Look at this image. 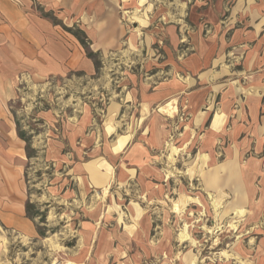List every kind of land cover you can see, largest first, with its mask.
Listing matches in <instances>:
<instances>
[{
    "label": "crops",
    "instance_id": "obj_1",
    "mask_svg": "<svg viewBox=\"0 0 264 264\" xmlns=\"http://www.w3.org/2000/svg\"><path fill=\"white\" fill-rule=\"evenodd\" d=\"M136 12L142 17L137 26L123 22ZM64 26L83 30L102 64L124 44L138 41L137 28L146 32L145 52L135 61L158 68L134 96H140L139 123L150 115L149 125L144 123L136 139L135 131L124 134L130 136L125 148L114 152L113 144L124 136L119 135L108 153L120 159L125 175L136 176L141 184L158 183L143 178L158 177L161 170L143 168L140 162L160 157L174 123L179 126L176 138L184 137L181 149L190 153L195 148L208 166L205 175L216 173L214 180L200 176L201 189L245 194L233 212L247 208L264 216V0H0L2 220L28 224L22 182L27 143L11 109L20 77L97 71L78 37ZM166 103L174 116H162L159 109ZM181 113L189 116L186 121L178 119ZM252 247L239 253L252 264H264V233Z\"/></svg>",
    "mask_w": 264,
    "mask_h": 264
},
{
    "label": "rangeland",
    "instance_id": "obj_2",
    "mask_svg": "<svg viewBox=\"0 0 264 264\" xmlns=\"http://www.w3.org/2000/svg\"><path fill=\"white\" fill-rule=\"evenodd\" d=\"M141 19L137 12L122 18L132 27ZM136 30L138 41L124 44L104 64L96 55L100 67L93 75L20 77L11 109L34 148L24 161L22 182L25 205L34 204L35 217L27 215L28 224L19 226L0 218V264H252L239 251L253 250L264 233L263 213L233 212L245 194L201 189L200 176L214 180L216 173L205 175L208 166L195 148L181 149L178 125L171 124L157 160L140 162L161 170L158 177L143 178H156L157 184L129 178L120 159L108 154L119 135L135 131L136 139L150 121L149 115L139 123L140 96L134 94L158 67L136 63L146 36L141 27ZM170 109L166 103L159 110L174 116ZM188 117L181 113L178 119ZM129 137L119 136L114 152H121ZM130 172L134 176L135 170Z\"/></svg>",
    "mask_w": 264,
    "mask_h": 264
},
{
    "label": "trees",
    "instance_id": "obj_3",
    "mask_svg": "<svg viewBox=\"0 0 264 264\" xmlns=\"http://www.w3.org/2000/svg\"><path fill=\"white\" fill-rule=\"evenodd\" d=\"M55 21L57 23H59L57 20H55ZM64 28L69 30V31H71V32H73L78 37V39L82 43L83 47L85 48V50L87 52V55L89 57H91L92 59H94L96 67L99 68L100 67V62L96 58L97 54L91 50V48H90V46L88 44L85 32L83 30H81V29H78V28L74 29V28H68L66 26H64ZM17 125H18V134H19V136L22 139H24L26 141V143H27V145H26L27 157L31 158L33 156L34 148H32V146H31L32 144H31V141H30V137H28L26 131L21 130L20 123H19L18 120H17ZM25 176L27 177V171L25 172ZM33 208H34V204L31 203L30 201H28L26 203V212H27V215L30 218H34L35 217L34 212H33ZM40 235L44 236L45 235L44 231H40Z\"/></svg>",
    "mask_w": 264,
    "mask_h": 264
},
{
    "label": "bare ground",
    "instance_id": "obj_4",
    "mask_svg": "<svg viewBox=\"0 0 264 264\" xmlns=\"http://www.w3.org/2000/svg\"><path fill=\"white\" fill-rule=\"evenodd\" d=\"M163 110H165V111H166V109H165V108H164ZM172 160H173V159H172ZM211 194H212V193H211ZM175 207H176V208H178V206H176V205H175ZM216 207H217V206H216ZM174 210H175V209H174ZM242 211H243V209H239V210H237L236 212H237V213H239V212H242ZM185 232H186V231H185ZM183 234H184V233H183ZM188 237H189V236H188ZM186 239H187V238H186Z\"/></svg>",
    "mask_w": 264,
    "mask_h": 264
}]
</instances>
